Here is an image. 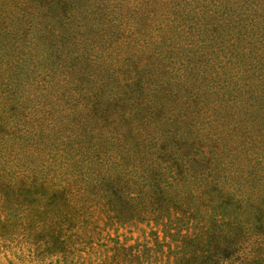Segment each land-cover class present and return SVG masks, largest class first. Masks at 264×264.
<instances>
[{"label": "rangeland", "instance_id": "1", "mask_svg": "<svg viewBox=\"0 0 264 264\" xmlns=\"http://www.w3.org/2000/svg\"><path fill=\"white\" fill-rule=\"evenodd\" d=\"M89 1L77 14L84 38L75 46L66 37L61 45L117 93L116 72L105 60L117 54L118 34L98 17L106 7L119 15L122 0ZM143 1L128 10L138 42L125 48L117 73L133 78L141 105L126 122L147 135L136 136L123 151L103 146V178L82 174L73 160L80 178L71 181L68 194H47L27 208L6 211L0 264H264V62L245 58L264 41V26L252 27L251 21L264 14V0ZM157 2L173 11L167 14V37L148 46L162 24H154L152 15L166 16ZM187 12L189 19L183 18ZM23 34L11 38L23 62L7 70L4 94L21 104L24 120L39 117L34 94L42 91V65L59 70L53 60L45 61L42 47L29 49ZM137 46L149 55L142 57ZM15 71L33 88L19 95ZM65 92L59 107L82 110L74 92ZM229 119L248 151L259 152L251 161L229 147L233 130L222 125ZM73 130L76 146L86 154L88 146L77 137L81 130ZM251 236H260V242Z\"/></svg>", "mask_w": 264, "mask_h": 264}, {"label": "trees", "instance_id": "2", "mask_svg": "<svg viewBox=\"0 0 264 264\" xmlns=\"http://www.w3.org/2000/svg\"><path fill=\"white\" fill-rule=\"evenodd\" d=\"M215 1L217 0H212ZM157 3L158 8L166 16L157 13L152 15L154 24L159 22L162 24L158 27L160 33H154L153 38L146 42L148 46L157 43L164 35L167 37L166 27L169 26L167 14L173 11L172 6L170 8L164 2ZM89 4V0H0V221L6 211L27 208L36 200L44 199L47 194L50 196L56 192L68 194L72 188L71 181L80 178L76 176L77 171L73 169L71 161L74 160L80 165L79 171L82 174L85 173L95 179L103 178L102 176L106 175L100 160L101 154L105 152L103 146L115 151H123L130 145V141H135L136 136L147 135L148 131L136 128L133 121L126 122L136 105H141L133 78L122 72L117 73L126 57L125 48L134 46L138 42L133 40V37L138 35L137 27L131 21L128 10L140 8L144 1L122 0L119 15L115 8L111 14L106 7L102 17H98V22L109 26L113 33L118 34V40L113 46L117 48V54L113 56L108 53L105 60L109 69L116 72V82L121 86L117 93L109 90L106 82L97 78L91 70L93 67L89 65L86 67L84 62L75 63L74 52H69L61 45L66 37H71L75 46L80 43L81 38H84L85 32L77 19V14L86 11ZM115 13L119 20L113 19ZM189 14L190 12H187L183 18L189 19ZM224 14L233 18L231 9L225 8ZM251 21L252 27L256 24L258 27L260 24L264 26L263 12L258 19ZM22 22L25 24L23 25ZM21 30L25 32L23 35L29 49L32 50L33 45H36V48L42 47L48 56L45 61L53 60L57 63L58 69H55L59 70L57 72L42 65L43 69L39 74L42 91L34 94L39 100V117H29L24 120L20 116L21 104L16 105L4 94L10 76L7 70H11L13 66L19 67L23 62L19 47L12 43L11 39L12 36L15 39L19 38ZM189 30L192 34L195 32V27L190 25ZM35 35L36 40L33 37ZM134 49L142 57L149 55L141 46ZM251 52L250 56L245 55V58L250 61L255 57L264 62V41L255 52ZM60 62H64L63 65H59ZM250 72L245 74L248 80L252 77ZM13 77L17 82L16 86L19 87V95L28 85L33 88L32 83L19 76L17 71L14 72ZM260 80L264 86V77L262 76ZM66 88L74 92L77 105L80 103L82 106V110L78 113L59 107V103L65 101ZM109 121L114 125L109 124ZM19 124H23L24 128H20ZM222 125L232 127L231 132L234 134L228 133V142L231 143L229 147L236 149L237 155L245 153L242 161H251L258 155L259 152H255V149L248 151L250 150L247 149L248 142L234 128L231 119ZM68 126L71 127L65 128ZM113 126L124 128L113 130ZM73 128L75 131L81 130L82 134L77 137L88 146L86 154L76 146ZM65 134L68 135L67 138L62 137ZM215 190L221 189L216 185ZM5 236L6 234L0 231V241ZM260 240V236L250 237V241L255 244Z\"/></svg>", "mask_w": 264, "mask_h": 264}]
</instances>
